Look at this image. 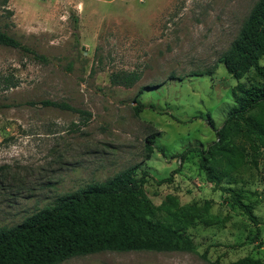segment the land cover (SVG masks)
I'll use <instances>...</instances> for the list:
<instances>
[{"label":"rangeland","instance_id":"374dc122","mask_svg":"<svg viewBox=\"0 0 264 264\" xmlns=\"http://www.w3.org/2000/svg\"><path fill=\"white\" fill-rule=\"evenodd\" d=\"M257 2L0 0V30L45 58L0 46V228L136 168L137 177L149 173L145 191L156 206L172 196L193 208L177 225L195 251L100 253L62 264L264 260V150L237 139L247 164L221 183L243 190L258 226L206 180L198 152L179 157L216 140L206 115L221 127L238 83L220 61ZM126 73L138 80L113 82ZM240 82L263 81L252 70ZM166 178L172 181L159 182Z\"/></svg>","mask_w":264,"mask_h":264},{"label":"trees","instance_id":"16d2710c","mask_svg":"<svg viewBox=\"0 0 264 264\" xmlns=\"http://www.w3.org/2000/svg\"><path fill=\"white\" fill-rule=\"evenodd\" d=\"M0 46L45 60L2 30ZM263 57L264 0H258L220 61L238 83L233 90V105L222 126L217 128L211 115H206L216 140L205 148L201 145L187 148L179 156L183 160L188 153L198 152L206 180L228 193L232 204L257 226L258 217L254 208L243 201V190L221 183L247 164L245 149L237 139L246 142L254 153L264 150V68L260 65ZM252 70L263 82L251 86L240 82ZM137 80L138 76L129 73L113 78L114 83L127 87ZM42 103L61 107L58 103ZM135 110L137 114L141 112L142 105L137 104ZM154 142L152 135L146 145L148 157ZM135 171L136 168H129L105 182L88 184L58 197L16 226L1 227L0 264H62L71 258L100 253L194 252L192 239L177 225L178 216L193 208L180 206L172 196L156 206L145 191L149 173L137 177ZM171 181L166 178L159 182ZM211 218L220 221L218 217ZM231 264H264V260L246 256Z\"/></svg>","mask_w":264,"mask_h":264}]
</instances>
